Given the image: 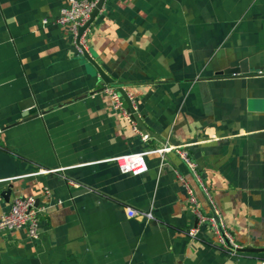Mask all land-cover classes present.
<instances>
[{
  "label": "crops",
  "instance_id": "0c3cea01",
  "mask_svg": "<svg viewBox=\"0 0 264 264\" xmlns=\"http://www.w3.org/2000/svg\"><path fill=\"white\" fill-rule=\"evenodd\" d=\"M67 5L0 0V216L18 197L45 208L37 240L0 231V264H264L220 249L207 225L188 238V191L210 208L175 150L236 243L264 248V0H105L87 49L110 85L53 24ZM241 63L247 73L217 75ZM106 87L126 92L148 134ZM28 100L40 113L25 119ZM137 153L139 176L112 160Z\"/></svg>",
  "mask_w": 264,
  "mask_h": 264
},
{
  "label": "built area",
  "instance_id": "2783aa9c",
  "mask_svg": "<svg viewBox=\"0 0 264 264\" xmlns=\"http://www.w3.org/2000/svg\"><path fill=\"white\" fill-rule=\"evenodd\" d=\"M98 2L99 0H68V5L59 11L57 18L53 21L54 25L66 27L68 29L71 36V43L77 55L82 57L85 52H88L87 36L90 29L88 26L80 35L79 30L89 21L90 16L96 8ZM47 24V20L41 21L42 26H46ZM104 93L111 100L113 107L119 110L120 114L127 122L131 123L133 130L135 132H139L137 124L131 118V113L123 107V101L120 94L115 89L108 87L104 89ZM127 97L131 101L132 108L135 111L131 98L128 95ZM1 132L2 130L0 129V134ZM146 137V135H142L143 140L146 139ZM170 150L171 148H163L157 152L162 154L163 152ZM175 150H177L179 157L193 173L194 179L205 195L210 208V213L208 215L202 214L195 197L190 191H188L189 203L192 206L191 211L194 216V224L187 230L186 235L189 239H195L200 228L207 225L212 231L218 247L226 251L229 255L236 256L240 253L242 247L236 243L235 239L226 228L219 210L212 203L209 195L207 194L206 188L203 186L199 177L195 174L194 164L190 161L187 153L184 150ZM145 154L146 153L126 154L117 156L112 160L116 163L122 174L139 176L147 171V165L144 159ZM185 188L187 189V186H185ZM44 193L45 195L49 194L46 188L44 189ZM44 210V207H38L36 205L34 197L29 196L25 198H15L11 202L8 209L0 216V231L25 229L30 239L37 240L39 236L38 230L40 216L44 213ZM125 214L127 218L141 217L146 218L147 220L152 218L149 212H139L130 207H125Z\"/></svg>",
  "mask_w": 264,
  "mask_h": 264
},
{
  "label": "water",
  "instance_id": "95a60500",
  "mask_svg": "<svg viewBox=\"0 0 264 264\" xmlns=\"http://www.w3.org/2000/svg\"><path fill=\"white\" fill-rule=\"evenodd\" d=\"M104 0H99L96 8L93 10L89 21L86 23V25L79 30V35L83 32L84 29H86L90 24L93 22L94 18L97 16L99 11L102 8ZM83 58L93 67L95 70L98 78L104 83V85H110L113 84V80L107 76V74L102 70V68L96 63V61L89 55L88 52H85L83 55ZM248 70L244 66V63H241L238 67L235 68H229L224 70L223 72H220L217 75H224V76H235V75H241L247 73ZM116 91L120 94L121 99L123 101V107L127 109L128 112L131 113L132 120L137 124L138 130L142 131V133L148 134V130L143 126L141 123L137 113L133 110L131 101L127 97L126 92L122 88H117ZM21 110L23 111L22 116L25 119H28L29 117H36L40 112H38V109L34 106L33 102L31 100H28L27 102L23 103ZM84 190H80L76 192L77 194L82 193ZM8 192H6L7 194ZM242 253H264V248H242L240 250ZM31 264H40L37 259H32Z\"/></svg>",
  "mask_w": 264,
  "mask_h": 264
}]
</instances>
